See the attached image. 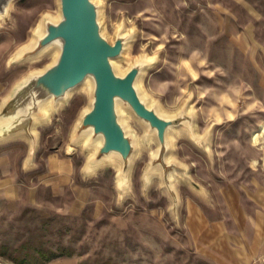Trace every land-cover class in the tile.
Returning <instances> with one entry per match:
<instances>
[{"label":"rangeland","instance_id":"374dc122","mask_svg":"<svg viewBox=\"0 0 264 264\" xmlns=\"http://www.w3.org/2000/svg\"><path fill=\"white\" fill-rule=\"evenodd\" d=\"M94 2L103 35L130 34L116 72L146 61L140 94L164 115L192 114L193 130L169 132L163 177L154 134L121 107L134 142L121 183L73 140L90 81L48 105L30 158L25 136L0 142L13 179L0 185V264L36 263L38 248L71 253L44 264H264V0ZM58 17V0H11L0 15V102L53 63L54 47L18 54Z\"/></svg>","mask_w":264,"mask_h":264},{"label":"water","instance_id":"95a60500","mask_svg":"<svg viewBox=\"0 0 264 264\" xmlns=\"http://www.w3.org/2000/svg\"><path fill=\"white\" fill-rule=\"evenodd\" d=\"M11 0H0V15L7 11ZM59 17L45 18L32 42L20 49L19 57L39 54L56 48L53 63L42 71L29 73L12 87L0 102V142L15 136H25L29 142L28 156L34 151L36 136L32 126L45 117L48 105L56 108L68 94L86 82L92 87L88 109L80 116L73 140L84 139L94 154L88 168L110 164L113 160L124 182L134 142L119 119V109L127 107L143 122L157 140L158 148L151 159L163 177L168 167L164 155L169 150L168 134L173 128L193 130V115L181 110L174 115L162 114L139 92L136 81L147 62L135 60L124 73L116 72L113 62L119 58L130 34L117 32L110 41L101 31L98 7L94 0H58ZM45 105V107H44Z\"/></svg>","mask_w":264,"mask_h":264},{"label":"trees","instance_id":"16d2710c","mask_svg":"<svg viewBox=\"0 0 264 264\" xmlns=\"http://www.w3.org/2000/svg\"><path fill=\"white\" fill-rule=\"evenodd\" d=\"M35 251L37 252L40 259L38 262L33 263V264H44L48 261L53 260L54 258L71 254L70 252H68L67 250H64V249H60L59 252H55V251H50V250H47L44 248H38V249H35ZM18 262H19V264H23L24 260L22 259V260H19Z\"/></svg>","mask_w":264,"mask_h":264},{"label":"crops","instance_id":"0c3cea01","mask_svg":"<svg viewBox=\"0 0 264 264\" xmlns=\"http://www.w3.org/2000/svg\"><path fill=\"white\" fill-rule=\"evenodd\" d=\"M6 166V165H5ZM4 164L2 163V161L0 160V173L3 177L5 178H1L0 179V185L1 184H7L9 182H13V179L11 177H9L8 175V170H6L7 167H5ZM11 178V179H10Z\"/></svg>","mask_w":264,"mask_h":264},{"label":"bare ground","instance_id":"6f19581e","mask_svg":"<svg viewBox=\"0 0 264 264\" xmlns=\"http://www.w3.org/2000/svg\"><path fill=\"white\" fill-rule=\"evenodd\" d=\"M44 107H45V105H44ZM261 125H262V124H261ZM259 127H260V126H259ZM261 129L264 130V124L261 126ZM107 162H109V163H113V160L110 159V160L107 161Z\"/></svg>","mask_w":264,"mask_h":264}]
</instances>
